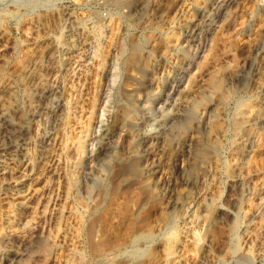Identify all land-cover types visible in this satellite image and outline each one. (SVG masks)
<instances>
[{
	"label": "rangeland",
	"instance_id": "obj_1",
	"mask_svg": "<svg viewBox=\"0 0 264 264\" xmlns=\"http://www.w3.org/2000/svg\"><path fill=\"white\" fill-rule=\"evenodd\" d=\"M0 264H264V0H0Z\"/></svg>",
	"mask_w": 264,
	"mask_h": 264
},
{
	"label": "bare ground",
	"instance_id": "obj_2",
	"mask_svg": "<svg viewBox=\"0 0 264 264\" xmlns=\"http://www.w3.org/2000/svg\"><path fill=\"white\" fill-rule=\"evenodd\" d=\"M248 111V110H247Z\"/></svg>",
	"mask_w": 264,
	"mask_h": 264
}]
</instances>
